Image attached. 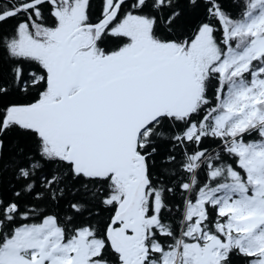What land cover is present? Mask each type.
<instances>
[{
	"label": "snow or ice",
	"instance_id": "snow-or-ice-1",
	"mask_svg": "<svg viewBox=\"0 0 264 264\" xmlns=\"http://www.w3.org/2000/svg\"><path fill=\"white\" fill-rule=\"evenodd\" d=\"M0 264H264V0H0Z\"/></svg>",
	"mask_w": 264,
	"mask_h": 264
}]
</instances>
